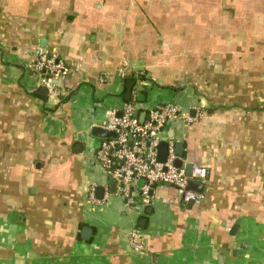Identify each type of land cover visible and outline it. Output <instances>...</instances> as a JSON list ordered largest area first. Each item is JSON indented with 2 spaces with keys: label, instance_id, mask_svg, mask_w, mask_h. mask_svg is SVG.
I'll return each mask as SVG.
<instances>
[{
  "label": "crops",
  "instance_id": "0c3cea01",
  "mask_svg": "<svg viewBox=\"0 0 264 264\" xmlns=\"http://www.w3.org/2000/svg\"><path fill=\"white\" fill-rule=\"evenodd\" d=\"M38 46L67 67L56 98ZM125 58L142 102L193 116L166 133L206 170L201 204L156 184L127 209L95 160L91 128L137 87ZM0 264H264V0H0Z\"/></svg>",
  "mask_w": 264,
  "mask_h": 264
},
{
  "label": "built area",
  "instance_id": "2783aa9c",
  "mask_svg": "<svg viewBox=\"0 0 264 264\" xmlns=\"http://www.w3.org/2000/svg\"><path fill=\"white\" fill-rule=\"evenodd\" d=\"M28 67L41 76L48 93L54 98L58 95L57 81L66 74L64 61L53 52L43 47H37L35 57ZM144 72L135 68L131 61L125 58L118 70L122 79L133 78L137 87L131 90V97L125 100L120 110L112 108L103 124L99 127L113 131L114 137L102 138L93 146L94 158L103 173L115 182V193L122 199L123 206L132 208L135 202L146 205L150 202V191L156 184H166L177 188L184 201L195 205L204 199L202 191L187 187L188 182H201L206 170L202 165L186 161L174 150V141L167 136L168 123L179 118L184 123L193 120V116L185 107L174 100L156 101L149 105L140 102L137 114H134L137 96L145 88ZM138 114L143 118L139 119ZM167 142V155L164 161L157 159L159 142ZM177 158L181 165L174 164ZM191 165L190 173L185 170V164ZM96 183L87 188V200L91 204H100L108 197L107 183L103 184L102 197L95 195ZM137 233L133 229L128 235V242L139 252H144V245L135 241Z\"/></svg>",
  "mask_w": 264,
  "mask_h": 264
},
{
  "label": "water",
  "instance_id": "95a60500",
  "mask_svg": "<svg viewBox=\"0 0 264 264\" xmlns=\"http://www.w3.org/2000/svg\"><path fill=\"white\" fill-rule=\"evenodd\" d=\"M132 84H133L132 80L127 81L126 92L124 94L125 98H129L130 88H131ZM41 89H42L41 93L45 95V93L47 92L46 88H41ZM144 99H145V94L144 93H140L138 95V101L134 105L135 106L134 114H137V108L139 107V103L142 102ZM138 116H139V119L143 118L142 114H138ZM90 131H91V133L93 135L100 136V137H103V138H111V137L115 136V133L113 131L104 129V128L99 127V126H93ZM83 137H84V135L82 136V134H81L80 139H82ZM81 147H82V145L79 144L78 148L81 149ZM181 147L182 146H181L180 142H177V143L174 144V150H175V152L177 154H180ZM157 150H158L157 159L159 161H164L165 158H166V155H167V142L165 140H162L161 142H159V144L157 146ZM174 164L176 166H180L181 165V159L177 158L175 160ZM185 170L189 174L190 170H191V165L190 164L185 165ZM113 187H114V182L111 181L109 183V189L112 190ZM187 187L192 189V190L202 191L203 184L201 182L190 181V182H188ZM98 189L100 190L101 187L99 186ZM191 203H192L191 201H188V204H191ZM84 229L89 230V228H84Z\"/></svg>",
  "mask_w": 264,
  "mask_h": 264
}]
</instances>
